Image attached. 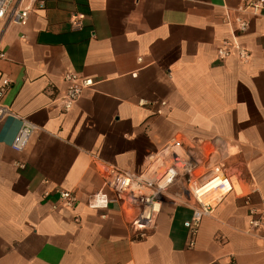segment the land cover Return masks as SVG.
<instances>
[{
	"label": "crops",
	"instance_id": "1",
	"mask_svg": "<svg viewBox=\"0 0 264 264\" xmlns=\"http://www.w3.org/2000/svg\"><path fill=\"white\" fill-rule=\"evenodd\" d=\"M251 1L25 0L26 24L0 18V103L13 113L0 120V264H264V224L248 231L250 209L264 211V5ZM226 41L250 57L220 58ZM67 71L95 84L65 112ZM25 119L36 130L17 151ZM178 139L238 186L196 236L173 191L146 230L96 206V159L139 174Z\"/></svg>",
	"mask_w": 264,
	"mask_h": 264
},
{
	"label": "built area",
	"instance_id": "2",
	"mask_svg": "<svg viewBox=\"0 0 264 264\" xmlns=\"http://www.w3.org/2000/svg\"><path fill=\"white\" fill-rule=\"evenodd\" d=\"M25 0H0V18L7 23L26 24L31 6L21 7ZM32 3L41 7L45 0H32ZM247 8L258 14L264 5V0L246 2ZM238 31L244 33L249 27L246 19L237 20ZM72 24L75 27L82 25L78 16H74ZM236 50L240 58L248 59L250 53L236 42L226 41L220 47L218 55L226 58ZM5 52L0 51V58L5 57ZM66 88L61 93L62 109L70 111L82 94L94 84L92 78L67 71L63 75ZM10 84L4 78L0 84V99ZM13 114L10 108L0 103V120ZM36 125L28 120H23L22 126L16 136L12 147L22 151L27 145ZM196 146L187 144L178 139L154 154L143 172L137 174L122 169L114 164L101 159H96V166L102 178V189L96 194V206L107 207L116 204L130 222L138 229L151 228L161 212L166 198L182 202L192 207V216L185 222L191 235L198 233L200 224L205 217L215 213L220 202L230 193L236 191V182L233 175L228 173L226 167L212 158L213 152L196 156ZM174 189V190H173ZM61 200L66 206H74L77 202L76 194L69 190L60 192ZM249 233L261 236L264 224V211L250 209Z\"/></svg>",
	"mask_w": 264,
	"mask_h": 264
},
{
	"label": "rangeland",
	"instance_id": "3",
	"mask_svg": "<svg viewBox=\"0 0 264 264\" xmlns=\"http://www.w3.org/2000/svg\"><path fill=\"white\" fill-rule=\"evenodd\" d=\"M236 187L238 188L237 184H236Z\"/></svg>",
	"mask_w": 264,
	"mask_h": 264
}]
</instances>
